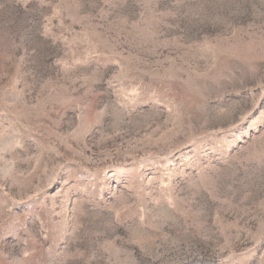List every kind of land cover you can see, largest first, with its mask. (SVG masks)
<instances>
[{
    "label": "rangeland",
    "instance_id": "obj_1",
    "mask_svg": "<svg viewBox=\"0 0 264 264\" xmlns=\"http://www.w3.org/2000/svg\"><path fill=\"white\" fill-rule=\"evenodd\" d=\"M0 264H264V0H0Z\"/></svg>",
    "mask_w": 264,
    "mask_h": 264
}]
</instances>
